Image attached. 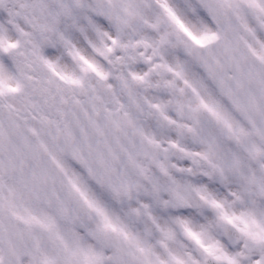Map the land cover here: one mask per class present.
Listing matches in <instances>:
<instances>
[{"label":"rangeland","instance_id":"obj_1","mask_svg":"<svg viewBox=\"0 0 264 264\" xmlns=\"http://www.w3.org/2000/svg\"><path fill=\"white\" fill-rule=\"evenodd\" d=\"M136 1L142 6L141 0ZM245 1L246 3L249 2ZM257 1L264 7V0ZM231 4H235V2L232 1ZM248 4L250 5V3ZM94 10L89 0H54L51 3H47L45 0H0V99L8 102L6 94L10 92L12 94L10 95L11 99L26 115L29 122H37L43 117L57 118L61 116L62 99L70 98L78 86L84 88L93 85V88L96 89L98 73H101L108 66L99 59L97 53L100 51L99 44L101 38L108 41L113 34L109 25L105 27ZM144 11L150 12L146 8ZM125 14L129 15L130 13L126 11ZM250 14L254 16L252 12ZM259 20L264 23V15H259ZM186 21L190 26L194 25L189 18H186ZM199 27L200 36L191 37L205 42L208 40V36L212 34L209 31H212L213 27L203 18H201ZM12 29H16L20 37L18 47L10 50L14 57L12 59L14 64L11 63L10 57L4 54L7 49L4 39L5 37L6 39L14 37ZM191 30L193 31V29ZM240 30L247 33V37L255 50H258L259 46L261 49L264 48V29ZM37 33L42 36V40L37 39ZM124 37L125 34L122 35V38ZM129 39L131 40L133 37H129ZM184 43H188L186 39H184ZM122 53L121 51L120 54L113 57L117 61L112 62L115 66L114 72H116L117 66L121 65L118 61L126 57H122ZM42 62L56 74L49 75L45 67L42 66ZM38 67L40 68L39 71H37ZM132 71L134 74H138L134 64ZM204 82L205 88L201 90L203 97L209 100L212 96V90L205 80ZM105 84L110 86L116 85L117 82L112 78ZM50 101L51 106L48 107ZM148 120L153 124V129L149 131L150 135L158 136L155 131L157 129L162 133L168 131V137L175 136L170 139H176V137L182 140L190 139L184 133L180 135L185 127L184 118L180 113L159 112L152 108ZM36 125L34 124V126ZM246 135L251 139L250 132L247 131ZM46 142L48 143V141ZM252 143L254 144V140ZM178 147L172 146L171 149L176 148L175 152L181 156L190 148L186 149L182 144H178ZM217 153L219 154L218 165H221L223 158L219 149H217ZM57 157L63 163L64 170L70 174L85 196L93 198L92 195L101 191L86 180L87 178L77 166L59 156ZM2 185H8V188L4 189ZM11 191L17 195L19 189L3 177L0 171V212L3 207L10 206L1 201L2 197L5 196L4 194L11 195ZM225 199L228 203V198ZM23 200L30 201L26 197H22ZM31 207L38 214L44 215L47 220L52 219V216L47 214L41 206L31 205ZM248 209L251 211L250 214L254 216H252L253 218H264V207L253 205ZM77 234L64 227H60L59 230L56 224L51 223L48 230L36 234L37 246L40 250H44L43 255L45 256L47 255L45 251H49L51 256L57 254L54 245L58 249L67 248V252L62 253V256H79L80 250L75 244ZM56 239L59 242H56ZM80 261L77 259L73 264H80Z\"/></svg>","mask_w":264,"mask_h":264},{"label":"flooded vegetation","instance_id":"obj_2","mask_svg":"<svg viewBox=\"0 0 264 264\" xmlns=\"http://www.w3.org/2000/svg\"><path fill=\"white\" fill-rule=\"evenodd\" d=\"M131 203L135 204L136 202L133 199ZM189 226L194 231V234L189 235L191 236V240L187 242L185 239H182L180 245L174 242L169 243V250L173 251L180 261L175 264H201L200 258L204 252H207L205 255H219L224 260L228 258L229 251L217 240L211 228L206 229L207 233H201L199 219H193V222ZM127 235L134 249L124 254L122 263L153 264L151 257L154 255L153 249L155 248L153 240L151 238H141L132 232Z\"/></svg>","mask_w":264,"mask_h":264},{"label":"water","instance_id":"obj_3","mask_svg":"<svg viewBox=\"0 0 264 264\" xmlns=\"http://www.w3.org/2000/svg\"><path fill=\"white\" fill-rule=\"evenodd\" d=\"M6 129H8V128H6ZM50 131H51L52 138L53 139L56 138L53 136L52 129H50ZM7 140H8V138L6 136V131H4L0 135V159L5 161V163H8L10 158L11 159L12 158H27V157H31L33 155V153H36V154L40 153L39 148L31 141H30V148L29 149H21V147H19L16 143H15L14 147H12L11 145H9L6 142ZM54 140L56 141L57 139H54ZM68 154L72 155L70 152ZM75 154L80 155L81 150H76ZM8 168L13 170L14 173H16V175L20 179H22L25 174H29V173L33 172L32 168H26L25 169V168H22L18 165H14V166L8 165ZM50 196L53 199L54 203H56V205H59V203H57V201H55L54 197L52 195H50ZM26 245H27V241L24 239L23 242L21 243V245L17 246L16 249H13V250L7 249L6 254H5V258L0 262V264H19V259L21 258L20 257L21 253L25 251Z\"/></svg>","mask_w":264,"mask_h":264}]
</instances>
